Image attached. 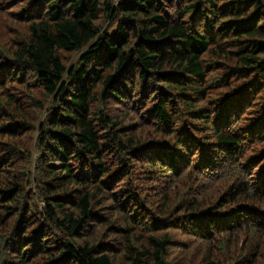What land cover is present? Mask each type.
Listing matches in <instances>:
<instances>
[{
	"label": "trees",
	"instance_id": "16d2710c",
	"mask_svg": "<svg viewBox=\"0 0 264 264\" xmlns=\"http://www.w3.org/2000/svg\"><path fill=\"white\" fill-rule=\"evenodd\" d=\"M0 264H264V0H0Z\"/></svg>",
	"mask_w": 264,
	"mask_h": 264
}]
</instances>
